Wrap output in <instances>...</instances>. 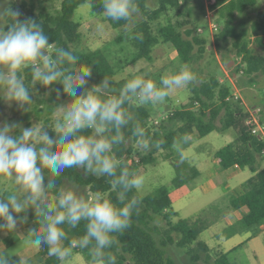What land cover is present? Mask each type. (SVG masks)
<instances>
[{
  "label": "trees",
  "instance_id": "1",
  "mask_svg": "<svg viewBox=\"0 0 264 264\" xmlns=\"http://www.w3.org/2000/svg\"><path fill=\"white\" fill-rule=\"evenodd\" d=\"M48 1L28 0V2L23 1L19 7L7 8L4 12L5 31H7L8 26L15 22L11 16V10H18L21 13L18 22L22 23L32 19L43 28L50 44L45 54L47 59L55 63L59 49L70 52L78 58L76 65H70L65 58L64 63L62 65L57 64V67L60 70L71 67L73 68L72 75L79 72L89 79V86L84 91L83 99H88L90 95H97L100 90L104 92L101 100L109 97H120L121 90L129 80H115V68L104 51L101 49L82 51L72 47L80 38L79 23L73 19L76 9L81 4L88 2L92 11L98 13L101 7L112 4L114 0H62L56 14L49 11ZM147 1L134 0L137 9L144 17L136 23L130 36L136 50L134 59L149 58L152 48L161 39L175 48L183 63L192 62L195 46H199V53L204 50L201 39L196 36L190 37L189 31L181 32L173 23H167L160 27L159 38L153 32L150 23L152 18L165 12L167 6L176 5L174 0H158L157 8L150 11L147 8ZM256 3L257 0H216L215 2V7H224L225 11H222V14L226 16L225 23L222 28L220 27L221 29L216 36V44L227 43L230 38L236 37L234 46L238 48L237 56H241L242 62L241 70H235V77L237 81H246L248 84L256 82L258 72L264 73V54L254 53L248 48L246 42H239L242 35L234 31L233 21L236 12H244ZM29 4L32 8L37 7L38 13L30 12ZM252 30L256 35L257 43L264 51L263 11L258 12L256 20L252 23ZM37 63L39 67H43L42 61ZM23 71L25 76L24 87L28 91L32 87L45 88L40 82L33 84L32 67L23 68ZM65 74L69 73L65 72ZM242 77L244 78L242 79ZM52 86L63 88L62 84L58 82L46 88ZM133 97L135 95L129 94L123 105V111L128 120V123L119 130L123 141L112 144L108 153L116 164L115 176H96L91 173L87 178L71 176L66 179L59 177L53 179L56 185L68 180L76 185L88 187L91 193L110 200L118 208L132 204L131 225L123 234H112L115 241L113 245L100 250L96 247L94 240L87 247L73 245L77 242L80 244L85 235L87 221L82 220L71 232L65 231L59 234L63 246L56 249L55 255L59 258L60 252L70 248L74 252L83 253L91 264L97 261L112 264V258L115 259V264H175L174 260L166 255L164 249L167 244L174 243L183 249L193 262L198 261L202 253L209 257L210 247L206 242L200 240L199 236L211 225L210 221L200 217L194 220L179 218L173 221L172 218L177 215V212L173 207V198L167 187L162 186L152 193L141 195L135 188L124 189L117 181L121 178L122 173H126L128 180L133 179L141 166L155 162L154 154L159 149L168 150L176 147L179 150H184L191 144L190 137L195 133L203 137L211 131H223L229 128L234 130L236 137L234 142L222 146L215 152L218 164L225 170L233 167L241 170L248 168L252 175L243 182V193L229 199L231 209L245 208V213L239 221L225 228L226 234H233L237 231H257L264 224V167L258 168L256 166L258 156L264 153V139L260 134H254L251 126L246 124L250 115L244 112L239 98H234L231 86L221 82L217 76H211L209 80L193 88L190 104L170 112L169 115L160 120L159 126L149 125L150 111L145 106H134L132 104ZM91 103L98 104L99 101L92 100ZM195 103H199L197 108H193ZM131 110H134V112L132 111L134 113L133 118H131ZM218 120L221 123L220 126L217 124ZM136 130L141 131L143 135H137ZM47 134L53 139L58 138L52 128L47 129ZM115 136H117L116 128L112 125H106L101 136H97L95 131L90 136H83L84 144L80 146L85 147L94 139H111ZM137 140L140 143H145L149 150L143 152L139 147H135L133 141ZM158 143L159 146H157ZM42 146V144L36 145L37 148ZM73 146L68 145L65 149L53 148L52 150L56 152L66 151ZM134 155H138L139 160H133ZM175 165L177 173L172 184L177 188L182 187L199 175V170L188 161H175ZM8 194L9 192H4V197ZM44 204L51 206L52 210L55 211L54 203L45 200ZM21 215L26 216L27 219L26 223L18 225V227L32 223L33 228L31 230L34 229L37 235H43L41 231L43 217L37 216L35 209L30 207L26 213ZM158 218L167 224V228L163 231L164 237L161 238L160 242L155 238L159 229L158 224L151 226V222H155ZM55 220H62V218L57 217ZM52 222L54 221H46V223ZM0 223L3 221L0 220ZM171 233L176 234L175 240L171 239ZM231 251L216 252L212 256L213 263L234 264L230 258ZM49 255L50 253H46L40 248L37 257L42 259L43 264H47ZM59 261H54L53 264H58ZM10 264L16 263L11 260Z\"/></svg>",
  "mask_w": 264,
  "mask_h": 264
},
{
  "label": "rangeland",
  "instance_id": "2",
  "mask_svg": "<svg viewBox=\"0 0 264 264\" xmlns=\"http://www.w3.org/2000/svg\"><path fill=\"white\" fill-rule=\"evenodd\" d=\"M23 1L28 0H0V33L6 32L4 12L12 6L19 7ZM62 0H49L47 5L52 14L59 10ZM176 5L167 6L165 12L150 20L153 32L159 36V29L167 23H173L181 32H190V37L196 36L203 41L204 50L199 53V46L194 48V60L190 63H183L175 48L170 43H165L161 39L152 48L149 58L135 60V48L131 42L130 36L137 22L144 17L137 11L130 20L121 25L119 29L107 27L101 20L100 15L92 11L88 2L81 4L75 11L73 19L79 23L80 38L78 42L72 45L73 48L87 51L101 49L107 55L108 59L115 68V80L144 78L152 79L158 87L160 78L163 75H171L178 72L181 66L187 65L195 74L198 82L180 89H172L169 97L162 103L142 104L138 97L132 98L134 106H145L150 111L149 125L159 126L160 120L165 118L170 112L188 105L193 97V88L200 86L203 82L209 80L211 76H217L223 83H227L232 88V93L238 95L240 105L244 112L250 115L252 129L254 134H260L264 139V73L258 72L256 82L248 84L246 81H237L235 70H241V56H237L238 48L234 46L236 37L230 38L227 43L220 42L216 44V36L222 25L225 23L226 16L222 14L224 7H215L216 0H174ZM29 10L32 13H38V8H32L29 4ZM158 6V0H148V10H154ZM264 12V0H257V3L241 13L234 14V31L241 34L240 43L246 42L248 48L254 53H263L261 46L256 41V35L252 30V23L256 20L258 12ZM24 12H27L24 10ZM211 24H216L218 29H212ZM221 27V28H220ZM236 36V35H235ZM52 49V48H50ZM230 63V65H229ZM0 71L7 74V69L0 67ZM241 72V71H240ZM16 77L24 85L25 76L23 69L16 73ZM244 77H242L243 79ZM56 89H59L60 95L57 96ZM5 89L0 87V126L5 122H18L23 128H37L47 132L48 128L54 129L55 123L62 118L63 112L70 106L78 104V100H73L63 88L52 86L49 88L32 87L29 91L33 103L25 105L29 109L27 112L16 110L13 103L9 106L3 99ZM199 103H195L193 108H197ZM134 110H131V118L134 117ZM155 121H158L157 123ZM217 124L221 123L218 120ZM16 135L19 134L17 129ZM236 134L233 129L223 131L214 130L207 135L200 137L196 133L191 135V144L184 150L173 147L168 150L159 149L155 154V162L141 166L135 173L134 178H142L143 186L137 190L141 195H147L154 192L157 188L165 186L169 189L173 198V207L177 215L172 218L173 221L182 219L204 218L211 222L207 230L200 234L199 239L210 243L209 257L205 253L201 254L198 261L193 262L184 250L174 243L167 244L164 249L166 255L171 257L175 264H214L212 256L216 254L218 248L215 245L222 243L225 245H234L245 239V233H239L233 236L227 243L225 240H217L215 235L222 233L223 214L231 211L229 199L230 192L227 191V181L234 186L239 181L248 179L252 172L245 168L241 171L235 170L228 178L224 171L215 172L212 177V183L206 184L207 178L200 179V176L187 182L182 187H175L172 182L176 176L177 169L175 161H188L190 164L205 171L208 165L204 161L210 160L215 152L222 146L234 142ZM135 147H139L143 152L149 148L145 143L138 140L133 141ZM133 160H139L138 155H134ZM258 168L264 167V153L258 156L256 163ZM223 170V169H221ZM45 185V196L47 201L54 203V209L60 206L65 200L75 201L77 199H94L97 195L91 193L88 187L79 186L71 181L64 180L58 187L49 190L47 185L53 182L54 177L47 171L42 170ZM95 174V173H92ZM96 176H99L95 174ZM228 178V179H226ZM204 179V180H203ZM230 186V187H231ZM14 190L10 181L0 178V198L4 197V192L11 193ZM19 194V193H18ZM44 200V201H45ZM57 217H55L56 219ZM158 224L159 229L155 238L160 242L164 237V229L167 228L165 221L158 218L151 222V226ZM28 236V234L26 235ZM176 234L171 233V239H176ZM215 238V239H212ZM25 237L20 240L7 241L6 246L0 252H8L11 258H16L21 251H30L35 248L34 245H25ZM219 242V243H217ZM213 244V245H212ZM78 246L79 243H73ZM247 248L236 249L230 253V258L234 264H249L252 259ZM235 259V260H234ZM35 260L38 261L37 256ZM63 264H89L83 253L74 252L67 249L61 254ZM92 264H105L98 261Z\"/></svg>",
  "mask_w": 264,
  "mask_h": 264
},
{
  "label": "clouds",
  "instance_id": "3",
  "mask_svg": "<svg viewBox=\"0 0 264 264\" xmlns=\"http://www.w3.org/2000/svg\"><path fill=\"white\" fill-rule=\"evenodd\" d=\"M136 11L134 0H114L112 4L101 7L98 14L107 27L116 30L130 20ZM20 15L18 10H11L15 22L8 26L6 32L0 33V67L8 70L7 74L0 71V87L5 89V102L9 106L15 103L16 110L22 113L29 111L25 105H31L33 101L16 73L23 68L32 67L33 84L40 82L48 87L58 82L62 84L63 92L79 103L67 108L62 118L55 123L57 139H53L42 129L23 128L15 121L5 122L0 126V178L10 181L14 187L6 197L0 198V220L3 221L0 223V232L5 235L15 233L18 225L26 223V216L21 214L26 213L30 207L35 209L37 216L43 217V235H37L33 229L25 237L24 244L40 247L44 252L50 253L47 264H53L54 261H59L55 255L56 249L63 246L59 234L71 232L82 220L87 221L86 232L78 246L87 247L94 240L100 250L111 247L115 242L112 234H123L131 225L132 204L118 208L110 200L98 195L94 199L65 200L53 211L51 206L44 204L45 177L42 170H47L53 177L65 179L71 176L87 178L91 173L115 176L116 164L108 153L112 144L123 141L119 130L128 123L123 111L128 95L137 96L142 104L162 103L169 97L170 90L194 85L198 80L188 66L184 65L178 72L161 76L159 87L152 79L134 78L125 84L120 97L101 100L104 92L100 90L97 95L83 99L89 79L79 72L72 75L71 67L64 70L57 67V64L64 63L65 58L70 65H76L78 58L59 49L55 63L47 59L45 54L50 44L43 28L32 19L18 22ZM38 61L43 62L42 68L38 66ZM65 72L69 74L66 75ZM55 91L59 96V89ZM92 100L99 103L93 104ZM106 125L114 126L117 136L111 139H94L87 146H80L84 144L83 136H90L94 131L97 136H101ZM17 129L18 135L15 134ZM136 134L143 135L139 130H136ZM37 144L43 146L37 148ZM68 145L74 146L66 151L52 150L65 149ZM117 183L126 190H140L143 179L137 177L128 180L126 173H122ZM56 187L58 185L53 182L47 185L49 190ZM55 217L62 220H55ZM10 261L8 252H0V264H10ZM59 264H63V261H59ZM112 264H115L114 258Z\"/></svg>",
  "mask_w": 264,
  "mask_h": 264
},
{
  "label": "crops",
  "instance_id": "4",
  "mask_svg": "<svg viewBox=\"0 0 264 264\" xmlns=\"http://www.w3.org/2000/svg\"><path fill=\"white\" fill-rule=\"evenodd\" d=\"M204 162L206 164H208L204 168L205 171L201 172L200 169H198V168L197 169L199 170L198 177L200 176V179H201V177L207 178L206 184L212 183L211 180H212V177L214 176L215 172L224 171L226 174H228L226 176L231 179L232 178L231 175L234 173L235 170L241 171V169H238L236 167H233V168L228 169V170L221 168L220 165L218 164V160L215 157V154L212 158H210V160H205ZM221 169H223V170H221ZM228 178H226V179H228ZM229 181H231V180H229ZM229 181H227V184H226L227 187L226 188H227V191H229L231 193L230 196L241 195L243 193L242 184L244 181L241 180L237 184H235L234 186H231ZM244 213H245V208H240V209H236V210L231 209V211L223 214L222 218H223V222H225V224H224V227L222 228V233L220 235H215V238L217 240H225V243H227V241H229L233 236H235L239 233L240 234L245 233L247 235H246L244 240H242L241 242L235 243L234 245H225L224 247H222V243L217 242V243H219V245H215V247L218 248L216 251L217 252H228V251L232 250L231 252H234V251H236V249H243L244 247L247 248L248 244H250L251 248H249V250H250L249 255H250L252 261L249 264H264V224H262L257 229V231H255V232H253V231H237L233 234H226L225 228H227V227L235 224L237 221H239L243 217ZM32 228H33L32 223H29V224L23 225L22 227H18V231H16L15 233H9V234L5 235L4 233L1 232L0 233V238H1L0 239V251H2V249L6 246L7 241L11 242V241H14L16 239L20 240V239L26 237V235L31 231ZM215 238H212V239H215ZM204 242H206V241H204ZM207 244L209 247H211L210 243H207ZM39 250H40V247L36 246L35 248L34 247L31 248L30 251H25V252L21 251L18 253L16 258L15 257L11 258V260H14L16 264H43L42 259H39L37 257L38 261L35 260V257L37 256ZM62 252H60L58 254L60 261H61ZM89 264H91V263H89Z\"/></svg>",
  "mask_w": 264,
  "mask_h": 264
},
{
  "label": "built area",
  "instance_id": "5",
  "mask_svg": "<svg viewBox=\"0 0 264 264\" xmlns=\"http://www.w3.org/2000/svg\"><path fill=\"white\" fill-rule=\"evenodd\" d=\"M211 28L215 29V30L218 29L216 24H211ZM233 96H234V98H238V95L235 94V93L233 94ZM227 99H228V97H227ZM155 122L157 123L158 121H155ZM246 124L251 125L252 124V119L248 118L247 121H246ZM252 132L255 133V129H252Z\"/></svg>",
  "mask_w": 264,
  "mask_h": 264
},
{
  "label": "water",
  "instance_id": "6",
  "mask_svg": "<svg viewBox=\"0 0 264 264\" xmlns=\"http://www.w3.org/2000/svg\"><path fill=\"white\" fill-rule=\"evenodd\" d=\"M229 65H230V63H229Z\"/></svg>",
  "mask_w": 264,
  "mask_h": 264
}]
</instances>
